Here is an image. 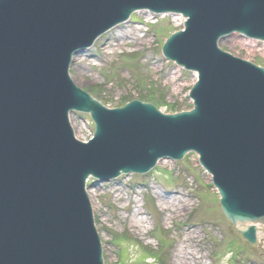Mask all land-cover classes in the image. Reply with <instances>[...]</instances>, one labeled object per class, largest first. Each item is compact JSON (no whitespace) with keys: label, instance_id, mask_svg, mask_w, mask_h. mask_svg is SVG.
Masks as SVG:
<instances>
[{"label":"water","instance_id":"1","mask_svg":"<svg viewBox=\"0 0 264 264\" xmlns=\"http://www.w3.org/2000/svg\"><path fill=\"white\" fill-rule=\"evenodd\" d=\"M141 10L186 19L163 53L198 73L193 110H110L68 75L76 53ZM237 33L264 42V0H0V264H104L87 180L189 153L234 226L264 225V68L218 47ZM77 112L94 122L88 143L70 126ZM255 230L240 233L254 245Z\"/></svg>","mask_w":264,"mask_h":264},{"label":"rangeland","instance_id":"2","mask_svg":"<svg viewBox=\"0 0 264 264\" xmlns=\"http://www.w3.org/2000/svg\"><path fill=\"white\" fill-rule=\"evenodd\" d=\"M182 16L133 14L99 39L93 48L75 55L70 77L78 88L106 107L139 100L174 114L192 108L189 88L195 74L167 61L164 39L183 27ZM219 46L234 56L264 67V44L230 35ZM78 140L94 133L90 117L70 115ZM198 156L161 161L144 175H126L106 183L90 180L87 195L103 246L105 264H264V231L250 245L223 214L212 178ZM186 202L187 204H185ZM239 230V231H238ZM195 261L185 255L186 237ZM190 241V239H189ZM191 261V262H189Z\"/></svg>","mask_w":264,"mask_h":264},{"label":"bare ground","instance_id":"3","mask_svg":"<svg viewBox=\"0 0 264 264\" xmlns=\"http://www.w3.org/2000/svg\"><path fill=\"white\" fill-rule=\"evenodd\" d=\"M147 14L150 15V16H155V14H157V13L149 12ZM180 20H182V22H185V19H183V18L180 19ZM184 203L187 204L186 202H184ZM248 226H255L258 234H260L261 232L264 231V225H261L259 223H257V224L256 223H248ZM186 238H187V241H188V242H186L187 250H185L184 252H185V255L190 256V259L193 262V261H195V256L196 255L194 253H190V252H192L194 250V248H193V250L189 249V246L193 245L192 244V237L189 236V237H186ZM189 239H190V241H189ZM191 261H189V262H191ZM186 264H190V263L186 262ZM198 264H200V263H198Z\"/></svg>","mask_w":264,"mask_h":264}]
</instances>
